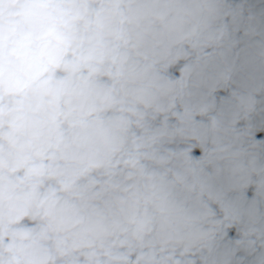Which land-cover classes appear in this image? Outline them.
I'll return each instance as SVG.
<instances>
[{
	"label": "clouds",
	"instance_id": "obj_1",
	"mask_svg": "<svg viewBox=\"0 0 264 264\" xmlns=\"http://www.w3.org/2000/svg\"><path fill=\"white\" fill-rule=\"evenodd\" d=\"M0 264H264V0H0Z\"/></svg>",
	"mask_w": 264,
	"mask_h": 264
}]
</instances>
